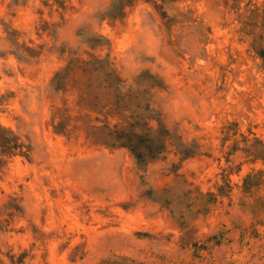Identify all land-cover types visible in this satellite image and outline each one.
<instances>
[{"label":"rangeland","instance_id":"374dc122","mask_svg":"<svg viewBox=\"0 0 264 264\" xmlns=\"http://www.w3.org/2000/svg\"><path fill=\"white\" fill-rule=\"evenodd\" d=\"M111 1L0 0V125L30 146L0 155V264H264V30L243 24L264 0L103 18ZM94 58L116 88L83 70ZM139 117L171 134L145 171L87 137Z\"/></svg>","mask_w":264,"mask_h":264},{"label":"trees","instance_id":"16d2710c","mask_svg":"<svg viewBox=\"0 0 264 264\" xmlns=\"http://www.w3.org/2000/svg\"><path fill=\"white\" fill-rule=\"evenodd\" d=\"M136 1L138 0H112L102 17L121 19L124 17L126 9ZM250 13L259 21L243 22V24L256 25L264 30V12L257 8V10L250 11ZM105 41L103 37L98 35H91L84 39V42L91 48L103 46L106 44ZM251 46L264 64V33L253 37ZM83 62L84 71L103 76L109 86L116 88L115 83L118 78L113 74L109 64L104 59L94 58ZM70 65L69 62L64 70L54 75L55 89H60L63 86L64 73L69 70ZM60 124L61 122H58L57 126L59 127ZM87 137L108 147L126 148L133 156L137 168L145 171L148 162L163 156L166 142L170 139L171 134L160 121L157 122V128H151L147 122L139 117L122 128L111 127L107 124L93 126L90 135ZM261 147L260 151L254 152V156L264 160V144H261ZM179 152L183 156L190 155L187 150H179ZM29 154L30 146H27L17 133L0 125V155L5 157L19 155L28 158Z\"/></svg>","mask_w":264,"mask_h":264}]
</instances>
